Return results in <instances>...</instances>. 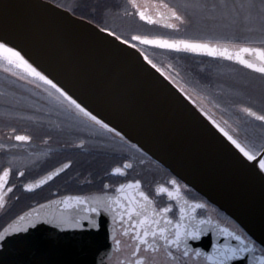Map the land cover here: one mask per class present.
I'll return each instance as SVG.
<instances>
[{
    "label": "water",
    "instance_id": "1",
    "mask_svg": "<svg viewBox=\"0 0 264 264\" xmlns=\"http://www.w3.org/2000/svg\"><path fill=\"white\" fill-rule=\"evenodd\" d=\"M102 29L49 0H0V39L264 247L260 157L256 161L243 157L212 123L201 100L188 97L148 65L138 47L133 49ZM83 223L85 231L65 232L42 224L10 241L2 258L5 264H107L114 249L110 217L102 214L99 230H88L87 221ZM223 240L210 231L199 241H190L210 253L211 244ZM249 259L246 254L230 264H249Z\"/></svg>",
    "mask_w": 264,
    "mask_h": 264
},
{
    "label": "snow or ice",
    "instance_id": "2",
    "mask_svg": "<svg viewBox=\"0 0 264 264\" xmlns=\"http://www.w3.org/2000/svg\"><path fill=\"white\" fill-rule=\"evenodd\" d=\"M127 6H130L132 11H128ZM127 6L125 16H139L140 20L146 21L149 25H161L176 33L180 32L181 26L187 28L195 25L204 29L210 28L213 30V35L177 38L135 34L130 38H122L115 30L104 28L102 31L108 32L125 45L130 44L133 49H136L139 44L168 54L196 53L235 61L259 74L260 88L264 93V0H180L174 4L160 0V3L154 6L155 18L142 9L138 0H127ZM241 28L245 32L257 34L256 37L250 38L247 44L241 45L222 42L221 38L214 35L216 29ZM257 44L259 46H255ZM140 50L147 64L160 72L161 69L149 57L145 48ZM0 66L13 76H18L19 79L28 80L29 83L42 82L46 85L44 91L47 93L49 103L57 115L63 117V123L68 129L89 131L93 138H102L109 133L112 134L113 140L119 138L118 146L116 144L94 145L98 150L112 147L117 151H123L129 147L128 141L120 131L93 114L82 102H78L77 98L65 91L57 82L34 67L20 51L9 46L3 39H0ZM168 67L175 71L171 64ZM176 75L179 73L177 72ZM180 90L184 91L183 88ZM235 108L237 126L232 128L229 125L231 132L221 127L216 120H212V123L248 161H256L259 156V169L264 171V107L261 111H257L251 106L237 104ZM224 123L228 124V121ZM241 131L243 138H238ZM250 132L253 133L251 138ZM11 133L8 140L18 142L11 145V148L21 144H31L33 141L32 135L15 134V128L11 129ZM50 140L49 136L42 142L47 145ZM89 144V140L81 139L73 147L86 149ZM130 147L136 148V145H130ZM0 148H4V145H0ZM46 155L47 153L39 154V156ZM22 159L28 158L12 155L7 161V166L0 170V218L8 217L5 224L0 225V264H5L2 257L8 250L10 241L31 234L42 224L51 225L60 232L69 229L85 231L83 222L87 221L88 230L93 228L99 230L102 214L111 219L115 251L124 250L122 239L117 238V224H119V235L131 241L127 245V248L131 249L130 253L119 264H230L231 261L240 259L246 254L250 256L249 264H264V254L254 255L257 251L254 241L222 226L219 219L198 213V210L206 209L207 205L186 199L181 194V187L175 179L168 182L171 187L158 185L155 188L157 196L166 195L169 201L168 205L162 208L156 207V202L143 190L141 181L136 179L121 183L114 189L112 185L104 184L103 195L62 196L59 199H50L47 203H37L35 206H30L27 211L9 216L13 207V197L10 194L15 188L14 184L10 186V181L14 165ZM29 162L32 161L29 159ZM71 166V161L63 163L40 179L24 184L22 187L26 192L33 193L59 177ZM133 167L131 162H125L122 167L113 168L112 175L126 176V170ZM18 176L24 177L25 171L19 170ZM14 199L18 201L19 197ZM174 209H178V212ZM210 231L224 238L223 243L211 244L210 253L199 247L193 248L189 244L190 240L199 241ZM232 241L236 243L233 244ZM261 251L264 253V249Z\"/></svg>",
    "mask_w": 264,
    "mask_h": 264
},
{
    "label": "flooded vegetation",
    "instance_id": "3",
    "mask_svg": "<svg viewBox=\"0 0 264 264\" xmlns=\"http://www.w3.org/2000/svg\"><path fill=\"white\" fill-rule=\"evenodd\" d=\"M49 1L65 7L72 12L73 10H78L80 12V2L83 0ZM69 3L71 5H69ZM142 9L146 10L154 18L156 17V8L154 6L148 7L145 5ZM83 12L86 13L85 10ZM156 26L162 27L161 25ZM145 48L150 49L149 47ZM149 57L153 59L152 56L149 55ZM153 62L157 64V67L161 69V72L170 81L177 85L176 69L172 64L175 71L168 67L170 64L169 62L157 59H153ZM1 84H8L10 87L9 90H16L14 91L16 95L13 97L12 112L7 113L4 118L5 122L0 124V145H4V148H0V170L7 166V161L12 155L28 158L19 160L14 165L10 186L14 184L15 188L14 192L10 194L13 197V207L9 216L26 211L30 206H35L37 203H44L50 199L52 200L64 195L103 194L102 188L104 184H110L114 189L121 183L134 181L136 179L141 181L143 190L156 202V207L162 208L166 207L169 201L166 195L157 196L155 188L158 185L171 187L168 182L171 179H175L181 187V194L184 195L186 199L190 202H199L207 205L206 209L198 210V213L211 216L213 219H219L222 226L237 231L238 234H242L249 240L254 241L255 247L257 248L256 253L264 254L261 251L264 247L256 242L237 221L187 185L170 169L148 155L136 144L125 138V140L128 141L129 147H126L123 152H119V157L121 158L117 160L116 156L118 151L114 148L105 147L104 150H98L94 145L116 144L118 146L120 143L119 138L113 140L112 134L110 133L102 138H93L89 131L68 129L66 124L63 123V117L58 116L55 109L49 103L47 93L44 90L36 89V82L29 83L28 80L19 79L18 76H13L10 72L4 71V68L0 66V85ZM39 84L43 83L39 82ZM46 87V85L42 86L43 89ZM185 93L190 97L187 91H185ZM192 98L197 99L193 96ZM202 105L204 108L207 106V112H211L214 120H216L221 127L230 130L228 126L231 124L228 120L217 114L214 110H211L207 104L202 103ZM224 121H228V124H225ZM12 128L16 129L15 134L32 135V143L27 145L21 144L16 148H11V145L18 143L15 140H8V136L12 134ZM57 132L61 135H58ZM49 136L51 140L45 145L42 141ZM81 139L89 140V146L86 149H77L73 147V145L79 143ZM130 145H136V148H132ZM9 148H11L10 151H8ZM41 153H47V155L39 156ZM29 154L34 155L30 156ZM29 159L32 161L31 163ZM69 161H71V168L65 170L59 177L54 178L35 192L28 193L22 187V185L40 179L48 172ZM125 162H131L134 165L132 169L126 170L127 175H112V169L115 167H122ZM19 170L25 171L24 177L18 176ZM15 197H19V200L16 201L14 199ZM174 211L178 212V209H174ZM7 219L8 217L0 218V225H4ZM116 228L117 238L122 239V247L124 250L118 252L113 249L112 255L107 259V264H119V262L131 251V249L127 248V245L130 244L131 241L128 240L127 237H121L119 235V224L116 225ZM189 244L194 248L191 241H189Z\"/></svg>",
    "mask_w": 264,
    "mask_h": 264
},
{
    "label": "rangeland",
    "instance_id": "4",
    "mask_svg": "<svg viewBox=\"0 0 264 264\" xmlns=\"http://www.w3.org/2000/svg\"><path fill=\"white\" fill-rule=\"evenodd\" d=\"M99 1H102L100 2L101 6L105 8V16L100 18L101 20L99 19V21L108 27L109 30H115L122 38H130L134 34L161 35L177 38L193 35L204 37L213 35V30L210 28L204 29L195 25H190L187 28L181 26L179 33L156 25L149 26L146 21L140 20L139 16L124 15L127 0ZM99 1H96L97 5H99ZM164 2L174 4L180 2V0H164ZM138 3L141 7L145 5L153 7L160 3V0H138ZM69 5L71 4L69 3ZM127 7L128 11H132L130 6ZM214 35L221 38L222 42L244 45L249 42L250 38L256 37L257 34L245 32L241 28L236 30L216 29ZM138 47L145 48L144 46ZM145 50L153 59L172 64L176 69V73H179V75H176L177 86L187 91L190 97L193 96L200 99L211 110L223 116L230 122L232 128L237 126L235 105L242 104L244 106H251L257 111H261L262 107H264V93H262L260 88L261 82L258 73H254L238 64L228 61L198 59L184 55L183 53L168 54L159 49L145 48ZM38 83L36 82V89L44 90L42 88L44 84H39L38 86ZM9 88L8 84L0 85V124L5 122V113L12 112V102L13 97L16 95L14 93L16 90H9ZM207 111L204 110L214 120L211 112ZM229 131L231 132V129ZM57 133L61 135L59 132ZM249 134L253 135L252 132ZM238 138H243L242 131ZM123 151H118L116 156L117 160L121 158L119 157V152Z\"/></svg>",
    "mask_w": 264,
    "mask_h": 264
},
{
    "label": "trees",
    "instance_id": "5",
    "mask_svg": "<svg viewBox=\"0 0 264 264\" xmlns=\"http://www.w3.org/2000/svg\"><path fill=\"white\" fill-rule=\"evenodd\" d=\"M96 1L99 0H83L80 2V12L78 10H73V12L76 15H79L81 17H84L90 21H93L94 23L104 27V28H108L106 27L101 21H99L100 18L104 17V7L101 6L102 1H99V5L96 4ZM83 9V10H81ZM85 10L86 13H84L83 11ZM101 20V19H100ZM184 55H188V56H192L195 58H202V59H210V60H216V61H220L218 59H213V58H209V57H205V56H198V55H192L189 53H183ZM250 138L252 137V135H250Z\"/></svg>",
    "mask_w": 264,
    "mask_h": 264
}]
</instances>
